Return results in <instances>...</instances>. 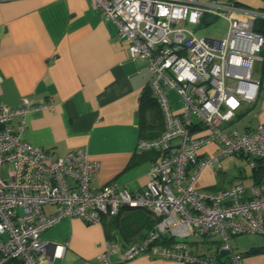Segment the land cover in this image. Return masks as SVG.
Masks as SVG:
<instances>
[{"label":"built area","instance_id":"built-area-1","mask_svg":"<svg viewBox=\"0 0 264 264\" xmlns=\"http://www.w3.org/2000/svg\"><path fill=\"white\" fill-rule=\"evenodd\" d=\"M89 1L130 42V54L148 65V85L162 110L164 130L139 139L137 147L160 158L142 190L130 191L116 181L97 187L92 176L99 162L86 146L56 157L24 140L28 114L50 104L24 98L16 108L0 106V264H52L69 243L54 244L50 253L46 230L63 218L99 224L124 207L150 212L155 226L138 241L123 242V250L106 240L98 256L104 263L119 253L123 262L143 254L183 264H245L244 254L229 240L240 234L264 236V183L252 186L246 197L242 184L212 192L200 189L197 180L204 167L226 156L248 155L250 166L257 159L264 166V124L243 133L222 126L259 96L262 82L254 65L263 60L264 36L255 23L264 19V10L195 0ZM206 16L209 22H227L221 38L198 34ZM167 89L178 94L180 111L172 109ZM15 116L20 118L16 125ZM198 125L209 132L194 135ZM212 142L220 144L219 153L200 158V149ZM45 206L55 212L46 214ZM192 236L212 239L216 258L194 252L188 243ZM167 237L172 239L164 242ZM221 250L228 252L226 261L218 257Z\"/></svg>","mask_w":264,"mask_h":264},{"label":"crops","instance_id":"crops-1","mask_svg":"<svg viewBox=\"0 0 264 264\" xmlns=\"http://www.w3.org/2000/svg\"><path fill=\"white\" fill-rule=\"evenodd\" d=\"M195 1L234 3L238 7L264 10V0ZM212 22L207 16L203 19V25ZM129 45L127 39L118 36L114 24L92 8L89 0H0V106L16 108L24 98L36 104H50L28 114L24 140L56 157L86 146L89 157L99 162L92 176L95 186L116 181L130 191H139L160 155L139 150L138 140L159 135L157 129L163 131L164 123L157 124L163 113L150 112V122L145 128L141 126L139 98L149 87L151 73L143 58L130 54ZM256 76L262 81L257 100L242 104L233 118L223 123L224 129L243 133L264 124L262 61L260 75ZM167 92L172 109L180 111L176 91L167 89ZM19 120L15 116L12 123L16 125ZM208 132L199 125L192 130L196 136ZM219 148L218 142L209 143L200 149L199 156L217 155ZM239 155L251 169L249 174H241L247 183L239 180L227 185L218 169L221 158L216 165L203 168L197 186L216 192L242 184L245 196L250 197L251 187L264 183V166L259 159H252L256 165L250 166V157ZM44 212L53 214L55 208L45 206ZM141 218L126 207L117 216H104L99 224L63 218L43 234L50 253L54 244L69 243L63 256L55 258L52 264H183L143 254L128 262H123L119 253L110 254L109 263L99 260L106 240L118 242L123 250L126 246L123 242L141 239L147 231L141 226L145 221ZM152 218L156 222L154 215ZM198 239L191 238L188 243L194 252L206 254L199 250ZM259 254L264 253L251 255ZM255 262L245 257V264Z\"/></svg>","mask_w":264,"mask_h":264},{"label":"rangeland","instance_id":"rangeland-1","mask_svg":"<svg viewBox=\"0 0 264 264\" xmlns=\"http://www.w3.org/2000/svg\"><path fill=\"white\" fill-rule=\"evenodd\" d=\"M216 20V19H215ZM212 23L207 25H203L201 28L197 29L198 34L206 33L208 35H215L217 38H221L227 30L228 25L223 21L219 20H212ZM222 33L219 34L218 31ZM261 72V61H256L254 65V75H260ZM218 169H221V174L224 176L227 185L231 183L237 182L239 180L244 181L247 183V179H243L241 174L247 175L251 171L250 167L248 166L247 160L242 158L241 155H232L226 156L221 159ZM3 176L5 177V172L3 170ZM242 178V179H239ZM119 214V213H118ZM117 216V215H116ZM152 229V228H151ZM150 230V229H149ZM147 230L146 232H148ZM146 234V233H145ZM197 239L199 237H189L190 239ZM201 243L202 251H206L208 254H211L213 258H216V245L213 243V240L210 238H199L198 239ZM213 243V244H212ZM211 245L210 247L208 245ZM229 244L231 247L240 253L248 252L249 249L254 247L264 248V236L260 234L250 235V234H240L236 236H232L229 240ZM229 256H224L222 259L227 260ZM250 261H257L256 264H264V254L259 255H251ZM254 263V264H255Z\"/></svg>","mask_w":264,"mask_h":264},{"label":"trees","instance_id":"trees-1","mask_svg":"<svg viewBox=\"0 0 264 264\" xmlns=\"http://www.w3.org/2000/svg\"><path fill=\"white\" fill-rule=\"evenodd\" d=\"M255 30L260 32L264 36V19H258L256 21ZM261 55L263 56L262 67L264 68V45H263V48H262V51H261ZM139 101H140L139 121L141 122V126H143V127L145 126L146 127L147 124L150 122V119H149L150 117L148 116L150 114V112H153L155 114H157L158 112L159 113L161 112L160 114H162V110H161V108L159 106L157 98L153 95V91L148 86L142 92V94H141V96L139 98ZM162 117H163V114H162ZM162 117H161L160 120L157 119V124L160 125L161 121H163V123H164V120H163ZM157 130L160 133L162 132L161 130H159V127H158ZM157 136H155V137H157ZM136 160L138 161V159H136ZM136 160L133 159L132 161H136ZM129 210L135 211L137 214L139 213V215L142 217L141 219L145 220L144 222L141 223V226H145L144 229L149 230V229H151L152 227L155 226V222H152L155 219L152 218V214H150V212H148V211H146V210H144L142 208H133V207L129 208ZM149 217L152 218V219H150ZM139 230H141V229H139ZM168 239L171 240L172 238L167 237V238H165L164 242H167ZM256 253H264V248L263 247L262 248H260V247L251 248V249L248 250V252H245V257L246 256H250L251 254H256Z\"/></svg>","mask_w":264,"mask_h":264},{"label":"water","instance_id":"water-1","mask_svg":"<svg viewBox=\"0 0 264 264\" xmlns=\"http://www.w3.org/2000/svg\"><path fill=\"white\" fill-rule=\"evenodd\" d=\"M226 255H228V252H227V251H223V250H221V251L219 252V257H220V258H223V257L226 256Z\"/></svg>","mask_w":264,"mask_h":264},{"label":"clouds","instance_id":"clouds-1","mask_svg":"<svg viewBox=\"0 0 264 264\" xmlns=\"http://www.w3.org/2000/svg\"><path fill=\"white\" fill-rule=\"evenodd\" d=\"M244 254V253H243ZM218 257H219V254H218Z\"/></svg>","mask_w":264,"mask_h":264}]
</instances>
